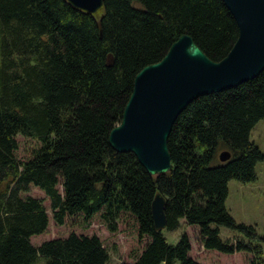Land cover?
<instances>
[{"label":"trees","instance_id":"obj_1","mask_svg":"<svg viewBox=\"0 0 264 264\" xmlns=\"http://www.w3.org/2000/svg\"><path fill=\"white\" fill-rule=\"evenodd\" d=\"M183 35L219 62L238 28L222 0H103L93 15L66 0H0V264H108L95 234L35 242L51 224L77 219L86 228L98 219L115 234L124 218L144 243L120 264H202L187 228L207 252L264 264L255 228L225 208L229 181H256L264 160L250 141L264 120V71L187 106L168 139L165 175H148L133 154L109 146L135 75ZM17 137L34 143L28 155H19ZM156 194L165 200L163 230L152 219Z\"/></svg>","mask_w":264,"mask_h":264},{"label":"water","instance_id":"obj_2","mask_svg":"<svg viewBox=\"0 0 264 264\" xmlns=\"http://www.w3.org/2000/svg\"><path fill=\"white\" fill-rule=\"evenodd\" d=\"M88 14H96L103 0H66ZM238 28V38L219 62L210 60L191 37L181 36L157 63L142 68L121 122L109 133V146L131 153L150 176L171 170L168 139L179 115L194 100L234 89L264 71V0H222ZM230 159L228 152L220 162ZM165 200L156 194L151 205L158 230L166 227Z\"/></svg>","mask_w":264,"mask_h":264},{"label":"rangeland","instance_id":"obj_3","mask_svg":"<svg viewBox=\"0 0 264 264\" xmlns=\"http://www.w3.org/2000/svg\"><path fill=\"white\" fill-rule=\"evenodd\" d=\"M19 143V155L26 156L34 146L30 140L17 137ZM250 141L253 142L264 155V120L259 121L250 134ZM256 181L242 184L236 180L228 183V197L225 202V208L237 224L253 226L259 237L256 245L262 250L264 260V160L255 167ZM34 196L44 198V196L33 190ZM48 208V202H46ZM75 231L80 234H95L105 245L109 254L108 264H120L129 262L133 256L139 253L144 241H139L134 225L125 218L119 224L118 231L115 234L109 233L105 227L95 219L90 227H83L77 219L69 220L65 227L58 228L50 225L47 238L37 240L39 244L42 240L52 237L65 236L69 232ZM192 241V255L202 264H249V256L238 253L232 256H223L214 252H207L201 247L197 239V231L194 228L186 230ZM170 244L177 241L176 234L163 232ZM221 237L234 241V236L225 229H221Z\"/></svg>","mask_w":264,"mask_h":264}]
</instances>
